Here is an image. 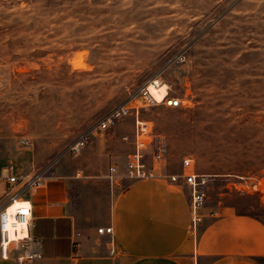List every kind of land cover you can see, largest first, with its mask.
Masks as SVG:
<instances>
[{"label":"rangeland","instance_id":"374dc122","mask_svg":"<svg viewBox=\"0 0 264 264\" xmlns=\"http://www.w3.org/2000/svg\"><path fill=\"white\" fill-rule=\"evenodd\" d=\"M155 77L183 101L142 111L168 144L163 164L191 158L209 179L206 206L264 218V0H0V159L90 194L79 184L90 144L97 174L117 159L95 141L131 135L133 117L72 145Z\"/></svg>","mask_w":264,"mask_h":264},{"label":"crops","instance_id":"0c3cea01","mask_svg":"<svg viewBox=\"0 0 264 264\" xmlns=\"http://www.w3.org/2000/svg\"><path fill=\"white\" fill-rule=\"evenodd\" d=\"M120 133L95 145L112 153L117 162L109 165L115 163L124 173L120 159H127L133 145ZM90 145L85 178L79 180L82 188L93 184L90 194L72 193L69 187L75 182L70 179L46 177L41 188L25 196L32 204L38 240L33 248L43 254L36 264H264V218L220 211L204 201L197 211L200 219L193 223L190 186L168 177L185 172L183 166L172 170L161 163L152 176L125 179L122 186L109 180L100 190L109 165L94 174ZM4 165L10 166L0 159V168ZM12 171L27 172L14 166ZM10 174L0 175L5 186ZM78 199L83 206H76ZM108 226L111 233L98 231ZM0 264L16 263L0 256Z\"/></svg>","mask_w":264,"mask_h":264},{"label":"built area","instance_id":"2783aa9c","mask_svg":"<svg viewBox=\"0 0 264 264\" xmlns=\"http://www.w3.org/2000/svg\"><path fill=\"white\" fill-rule=\"evenodd\" d=\"M163 82L159 77L149 79L135 88H129L125 98L108 110L104 116L92 122L72 145L73 152H79L92 135L113 128L120 120L133 117V132L123 135L124 141H131L133 149L127 154L125 172H119L113 163L108 167L107 177L118 186L125 179H139L154 175L156 166L163 163L168 154V144L160 136L155 135L149 122L142 118V111L147 107L164 104L179 107L183 104L180 98L170 96L168 87L159 98L156 91ZM192 159H183L182 166L186 170L182 174H170L173 182L183 181L190 186V205L193 213V223L200 218L197 214L199 207L206 200L207 177L191 169ZM13 170V166H9ZM190 171H187V170ZM45 170L34 167L27 172L14 171L7 177L4 204L0 207V256L3 259L14 258L16 264H36L43 254L33 248L37 238L34 235V221L31 201L27 193H33L44 185ZM15 205L13 210L9 208ZM99 232H112V226L98 228ZM114 250H112L113 252ZM15 253V256H13Z\"/></svg>","mask_w":264,"mask_h":264},{"label":"bare ground","instance_id":"6f19581e","mask_svg":"<svg viewBox=\"0 0 264 264\" xmlns=\"http://www.w3.org/2000/svg\"><path fill=\"white\" fill-rule=\"evenodd\" d=\"M72 63H73V65L78 66L79 63H80V60L77 59V58H75V59L73 60ZM167 87H168V85H167L166 83H164V84L161 86V88H160L159 90L156 91V95H157V97L160 98V97L165 93ZM14 208H15V205L11 206L9 209H10V210H13Z\"/></svg>","mask_w":264,"mask_h":264}]
</instances>
